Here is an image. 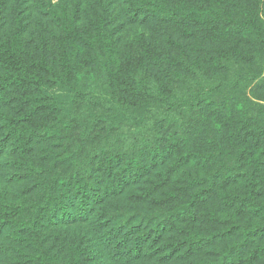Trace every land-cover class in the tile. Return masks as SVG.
<instances>
[{"label": "trees", "instance_id": "obj_1", "mask_svg": "<svg viewBox=\"0 0 264 264\" xmlns=\"http://www.w3.org/2000/svg\"><path fill=\"white\" fill-rule=\"evenodd\" d=\"M247 1L0 0V264L247 257L248 230L219 210L247 189L232 157L262 129L247 89L264 87V21Z\"/></svg>", "mask_w": 264, "mask_h": 264}, {"label": "rangeland", "instance_id": "obj_2", "mask_svg": "<svg viewBox=\"0 0 264 264\" xmlns=\"http://www.w3.org/2000/svg\"><path fill=\"white\" fill-rule=\"evenodd\" d=\"M53 1L56 2L57 0H53ZM247 3H248V8L253 9L256 12L260 13V15L262 16L261 18L264 21V0H248ZM262 71H263L262 77L264 78V61L262 64ZM256 84H257V81L252 83L251 86L247 89V95L249 97H251L254 92H255V95H257L258 93H262L264 95V91H263L264 87L254 88ZM253 88H254V91L252 90ZM260 98L262 99H258V98L256 99L252 97V99L255 102L263 106V108L255 107L254 109L255 115L252 119L253 121H256V120L262 121V129H257L251 135V137L254 138L253 139L254 142L258 143V146H257L258 150L256 152L255 150H253V153L251 150L248 153L247 161H245V158H243L239 154V152H237L236 155L232 157L233 159L232 163L234 165L233 168H235V170H238L240 166L243 164H246V167L249 170L248 179L250 180L248 181L247 189L242 190L244 186H242L241 183L237 187L233 188L234 190L233 192H235V194H239V197H237V199L234 201L235 202L234 207L233 208L230 207V211H224L222 208V207H225L224 204L226 205V201L224 197H223L224 199H223L222 206L219 207L220 218L222 220L231 219L233 223L240 225L241 227L245 226L246 230H248L247 231L248 237L246 239L247 245L240 246L241 245L240 240H243L245 238L242 237V230L239 231L235 229V235H234L235 239L234 240L235 242H238L237 248H240L239 251L241 252V254L245 253L247 256L246 258H243V257L236 258L235 259L236 264H264V232L260 231L261 234L257 232L251 233L254 229L253 226L255 224H259L260 222L259 220L261 217L256 216V213L254 214L252 210L249 208V205L252 206L251 201H254L257 203L264 202V97H260ZM240 102H241L240 99L235 100L236 108L242 107V104ZM236 115H238L236 119V123L238 125L239 130H241L243 128V125H245V123H243L244 114L243 112H241V110H239L236 112ZM252 128H255V126ZM249 130L246 132H249ZM235 194L233 193V195ZM242 200L244 202L246 201L247 204L246 203L245 204L248 206L247 216H245L243 213L236 212V210H242L239 207V204L243 203ZM261 216L263 217V214ZM258 246H261L262 248V254L259 257H257L256 250L259 251L261 249H259ZM217 250H218V247H217ZM182 253L183 252L176 251L173 254V257L170 259L171 260L170 263L178 264V262L173 263V260L174 258H182ZM157 258H160V257L157 256ZM242 259H245V261ZM3 264H5V262H3Z\"/></svg>", "mask_w": 264, "mask_h": 264}]
</instances>
